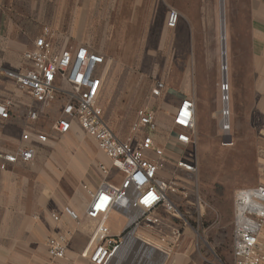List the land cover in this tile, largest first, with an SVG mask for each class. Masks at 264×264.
<instances>
[{"label": "crops", "instance_id": "0c3cea01", "mask_svg": "<svg viewBox=\"0 0 264 264\" xmlns=\"http://www.w3.org/2000/svg\"><path fill=\"white\" fill-rule=\"evenodd\" d=\"M49 1L9 0V3H6L0 0V99L12 102L8 118H0V152L13 153L19 145L34 149L32 161L18 160L15 163H8L5 169H0V264H47L49 257L46 243L58 233H68L69 237L65 259L61 261L63 264H90L88 257L81 255L88 246L95 225V221L85 216L88 191L96 190L102 181L117 184L122 176L109 161L108 165L104 164L108 169L107 174H103L97 165L103 179L99 183L94 180L91 182L88 176L92 167V155L84 146L86 143L83 142V137L90 138L97 150L104 153L98 148L95 140L81 130L76 121L66 133L54 130V122L62 116L64 97L57 94L52 103L41 111L40 105L25 91L19 90L15 82L5 74L6 69L19 71L30 65L23 57V53L33 47L35 38L42 32L41 29L38 34H34V27L27 25L29 20L18 18L23 15L20 12L36 11ZM115 1L122 3L124 0ZM24 5L28 6V9ZM82 6L83 4L77 9ZM10 11L15 12L17 17L8 14ZM166 18L167 13L165 26L161 32L162 40L158 43V52L162 53L165 52L166 33L176 27H168ZM45 25L47 24L42 28ZM47 26L51 28L50 25ZM227 31L232 41L230 55L227 57L230 137L232 141L234 139L238 142L249 141L256 157V170L260 173L257 183L264 184V0H246L243 9L232 15ZM54 32L52 41L57 46L84 44L102 53L110 61L109 57L95 48L89 40L75 41L76 35L73 36L71 30L57 29ZM243 48L245 50H242ZM214 71L216 70L213 69L209 74L208 68L204 67L196 69L194 73L195 82L187 98L192 99L195 106V132L204 130L205 118L211 121L210 125L216 127V117L220 116L221 88L216 80H211L208 76H217V71L216 73ZM55 85L64 86L59 78L56 79ZM181 98L183 96L178 95L174 109ZM156 99L149 97L144 104H150L153 108ZM98 103L100 105V98ZM58 105V118L43 126L38 124L48 110L52 107L57 108ZM31 108L38 113L36 119L27 117V112ZM104 120L106 121L105 117ZM157 124L156 132H169L167 141L160 143L167 147L168 151L174 146L170 138L171 126L167 130V126H162L158 120ZM216 128L220 130L218 124ZM24 132H43L49 141L41 143L34 138L22 140L21 135ZM115 134L121 139L125 138L116 132ZM81 142L84 143L83 150L69 147ZM114 173L118 174L116 182L108 179ZM77 180L82 181L80 187L74 184ZM69 181L72 183L71 187L68 186ZM58 182H62L64 188L61 185L56 192L54 186ZM66 207L74 211L77 217L66 213ZM52 214L56 215L58 220H53ZM113 214L119 213L114 211L111 215ZM121 230L122 228L118 231L110 229V232L112 235H118ZM191 231L184 227L181 237L172 244L163 242L164 247L146 241H136L140 248L134 252H137L136 256L139 255V259L134 256L131 264H233L232 245L227 253L224 252L223 257L203 253L193 242ZM142 233L143 231H140L139 235ZM150 234L158 237L154 233ZM117 257L127 258L125 254L121 256L119 254Z\"/></svg>", "mask_w": 264, "mask_h": 264}, {"label": "built area", "instance_id": "2783aa9c", "mask_svg": "<svg viewBox=\"0 0 264 264\" xmlns=\"http://www.w3.org/2000/svg\"><path fill=\"white\" fill-rule=\"evenodd\" d=\"M179 13L174 8L167 12L166 24L175 27ZM54 30L45 25L34 40L33 47L23 53L30 62L24 70L6 69L19 90L25 91L46 109L57 94L64 97L62 116L53 128L66 133L76 121L81 130L93 138L98 148L109 159L110 165L121 173L119 183L102 181L99 187L88 191L85 216L95 221L90 240L81 253L90 264H131L130 258H118L122 252L135 255L140 248L136 241L151 242L140 231L154 233L159 240L172 244L189 226L188 218L198 213L202 206L198 191L197 164L184 156V147L195 139V106L192 99L183 97L172 113L171 140L181 154L166 153L164 146L155 139L157 120L150 104L137 111L130 133L119 138L104 120L98 101L105 83L110 61L102 54L84 44L56 45L52 41ZM59 78L64 86H56ZM221 108L218 126L222 144L232 145L230 137L229 84H221ZM165 85L156 81L150 89V98L162 95ZM11 100L0 99V118L9 116ZM33 108L27 112L30 119L37 118ZM22 140L34 138L46 143L43 132L21 135ZM34 149L19 145L13 153L0 152V169L18 160L32 161ZM103 174L108 173L104 164H98ZM192 210V211H191ZM119 213L125 223L118 235H112L108 220L112 212ZM65 212L76 218L69 208ZM53 220L58 217L52 214ZM231 245L233 264H264V184L236 190L233 199ZM68 233H58L48 239L47 264H63L68 246Z\"/></svg>", "mask_w": 264, "mask_h": 264}, {"label": "rangeland", "instance_id": "374dc122", "mask_svg": "<svg viewBox=\"0 0 264 264\" xmlns=\"http://www.w3.org/2000/svg\"><path fill=\"white\" fill-rule=\"evenodd\" d=\"M245 1L124 0L116 3L115 0H50L36 11L20 12L23 15L18 18L29 20L27 25L34 27V34H38L44 24L50 25L53 30H71L73 36L76 35L75 41L89 40L109 57L110 65L100 95V105L110 127L118 135L126 137L135 121L136 111L148 101L150 89L156 81H162L165 89L161 97L154 100L153 110L156 119L162 126H167V130L172 124V111L178 95H190L196 69L206 67L209 74L216 70L217 76H208L221 87L229 72L227 57L232 47L227 31L229 21L236 11L243 9ZM4 2L9 3V0ZM81 4L82 8L77 9ZM24 7L28 9V6ZM169 8L178 11L179 20L176 27L166 33L165 52L162 53L158 52V43L162 40L161 32ZM8 14L16 13L10 11ZM221 24L224 33L226 31L223 64ZM58 116L59 105L48 110L38 124L43 126ZM218 121L219 116L216 117V127ZM210 122L205 118L204 130H197L194 142L184 147V156L197 164L198 191L202 203L198 213L188 218L190 225L186 227L192 230L193 242L203 253L223 257L231 246L235 192L239 188L255 185L260 173L256 170V157L249 141L238 142L234 139L231 146H224L221 131ZM168 137V131L155 134L158 144L166 142ZM83 142L69 147L83 150L84 144L88 148L92 155L88 178L91 182L99 183L103 174L98 172L97 165H108L109 160L97 150L90 138L83 137ZM168 151H173L174 156L181 154L174 147ZM168 151L166 153L172 155ZM117 178V173L108 177L114 182ZM68 183L71 187V181ZM81 183L80 180L74 181L78 187ZM61 185L64 188V184L58 182L54 191L57 192ZM124 222V217L113 214L108 220V227L118 231L123 228ZM142 235L153 245L165 246L158 237L147 231H143ZM136 253H127V258L135 256L139 259Z\"/></svg>", "mask_w": 264, "mask_h": 264}, {"label": "bare ground", "instance_id": "6f19581e", "mask_svg": "<svg viewBox=\"0 0 264 264\" xmlns=\"http://www.w3.org/2000/svg\"><path fill=\"white\" fill-rule=\"evenodd\" d=\"M224 42H225L224 26H223V24H221V43L223 44V46L225 45ZM222 54H223L222 58H224V62H225V46H224V50H223ZM224 69H225V66L223 67V70Z\"/></svg>", "mask_w": 264, "mask_h": 264}, {"label": "water", "instance_id": "95a60500", "mask_svg": "<svg viewBox=\"0 0 264 264\" xmlns=\"http://www.w3.org/2000/svg\"><path fill=\"white\" fill-rule=\"evenodd\" d=\"M220 48H221V63H223L224 62V59L222 58V52H223V50H224V46H223V44H221L220 43ZM224 78V77H223ZM225 80V79H224Z\"/></svg>", "mask_w": 264, "mask_h": 264}]
</instances>
